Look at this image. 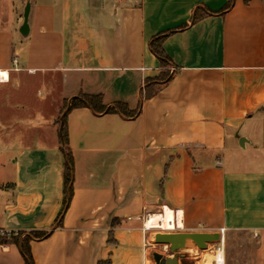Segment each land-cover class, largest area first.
I'll return each mask as SVG.
<instances>
[{"label": "crops", "instance_id": "0c3cea01", "mask_svg": "<svg viewBox=\"0 0 264 264\" xmlns=\"http://www.w3.org/2000/svg\"><path fill=\"white\" fill-rule=\"evenodd\" d=\"M226 1L0 0V228L49 231L29 240L34 264H154L167 230L217 231L219 264H264V0ZM79 93L140 111L67 112L56 226L57 118ZM227 146L250 164L228 166ZM0 264H25L19 242L0 243Z\"/></svg>", "mask_w": 264, "mask_h": 264}, {"label": "trees", "instance_id": "16d2710c", "mask_svg": "<svg viewBox=\"0 0 264 264\" xmlns=\"http://www.w3.org/2000/svg\"><path fill=\"white\" fill-rule=\"evenodd\" d=\"M244 2H247V0H243ZM232 3V0H227L225 5L220 10L221 12L225 9H227L230 4ZM199 18L197 11H195L192 15L191 21H195ZM183 27V26H182ZM163 35L158 33L157 35L153 36L149 41V48L152 50V52L160 59V62L162 66H165L166 63H168V58L162 48L161 41ZM170 74L168 73V70L163 68L161 73L155 78L153 81L158 82L160 85L166 83L170 79ZM150 81V80H149ZM148 81V82H149ZM149 85V84H148ZM156 91V88L153 86L152 92L154 93ZM151 93V91L149 92ZM146 91V95L149 94ZM150 95V94H149ZM68 106V109L62 116V126L59 132L60 141L62 143V150L64 152V165L62 168V178H63V186H64V199H63V206L62 211L59 213L58 217L55 220V225L60 224V217L62 212L64 211L65 207L68 205V201L72 192V180H73V158L71 155V151L67 144V131H66V114L67 112L73 108V107H79V106H89L94 111L97 112H103V111H119L121 114L126 116H134L139 113L140 107L131 110L127 107V105L124 102L116 101L112 104V106H106L102 102L101 94H81L79 93L76 96H73L70 98L69 102H64L62 108L60 109V115L62 114L63 110ZM59 115V116H60ZM60 117L57 118V123L59 125ZM21 232H18L17 235L11 237V238H0V243H6V242H19L22 255L24 256L25 264H34L33 259L30 253L29 249V240L30 239H39L43 238L46 235H48L49 231H43V230H33L28 233H25L24 236L21 238L20 241H18V237L20 236Z\"/></svg>", "mask_w": 264, "mask_h": 264}, {"label": "water", "instance_id": "95a60500", "mask_svg": "<svg viewBox=\"0 0 264 264\" xmlns=\"http://www.w3.org/2000/svg\"><path fill=\"white\" fill-rule=\"evenodd\" d=\"M28 3H26L23 11V25L27 26ZM23 28V27H22ZM68 109V106L60 115L59 132L62 126V116ZM220 239V234L217 231H158L154 234V241L167 246L170 255H163L160 252L153 251L152 257L156 264H177L178 255L175 253L181 248H186L189 245L204 249L209 242H217Z\"/></svg>", "mask_w": 264, "mask_h": 264}, {"label": "rangeland", "instance_id": "374dc122", "mask_svg": "<svg viewBox=\"0 0 264 264\" xmlns=\"http://www.w3.org/2000/svg\"><path fill=\"white\" fill-rule=\"evenodd\" d=\"M66 102V101H65ZM60 117V116H58ZM60 123V122H59ZM227 152V164L230 167H240L243 165H247L250 163L245 162V160H248L250 155L249 152H242V150L237 149L238 154L234 153V151H232L231 148H229V146H227L226 149ZM151 242L153 243V251H157L160 253H168V249L167 246L164 247V244H159L156 243L154 241V237L153 239H151ZM217 246V242H210L209 246H207L204 249H199L198 247H194L193 245H189L186 248H184L183 250H181L180 252L183 254H186L187 252H191L192 254H194L193 258H189L187 260H185V264H203L205 262H207L208 264H212V260H211V256L215 255L218 250L216 249ZM189 247L194 248V250H187L189 249ZM204 257L208 258L205 259ZM154 264H156L154 262Z\"/></svg>", "mask_w": 264, "mask_h": 264}, {"label": "bare ground", "instance_id": "6f19581e", "mask_svg": "<svg viewBox=\"0 0 264 264\" xmlns=\"http://www.w3.org/2000/svg\"><path fill=\"white\" fill-rule=\"evenodd\" d=\"M157 221H158V216H156V215H150L149 218L146 221V224L147 225L156 224ZM187 250H194V248L189 247V249H187ZM204 258L205 259H208L206 257H204ZM211 260H212V262H214V264L221 263L222 260H223V254H222V252L218 251L215 255L211 256ZM203 264H208V263L205 262Z\"/></svg>", "mask_w": 264, "mask_h": 264}, {"label": "built area", "instance_id": "2783aa9c", "mask_svg": "<svg viewBox=\"0 0 264 264\" xmlns=\"http://www.w3.org/2000/svg\"><path fill=\"white\" fill-rule=\"evenodd\" d=\"M146 217L149 218L150 214L146 213ZM16 232H13L12 230H8L5 228H0V238H7L10 237L12 235H14ZM222 242L221 241H217V246L216 249L220 252H222Z\"/></svg>", "mask_w": 264, "mask_h": 264}]
</instances>
